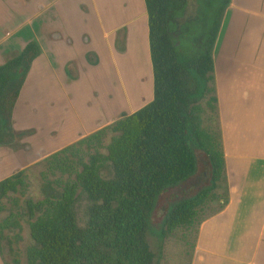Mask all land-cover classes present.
<instances>
[{
    "label": "trees",
    "instance_id": "obj_1",
    "mask_svg": "<svg viewBox=\"0 0 264 264\" xmlns=\"http://www.w3.org/2000/svg\"><path fill=\"white\" fill-rule=\"evenodd\" d=\"M195 1L189 12L188 0H144L153 72L150 102L45 157L41 199L26 197L20 203L14 196L26 194L24 169L0 180V213L9 209L0 220V255L2 242L13 241L6 230H21L20 218L26 217L33 240L26 264H153L148 235L164 194L206 177L193 193L164 208L160 237L193 225L215 200L219 208L212 214L225 206L227 189L217 192L225 160L212 52L231 0ZM39 54L32 40L0 65V144L15 136L12 110ZM208 111L215 125L208 123ZM81 195L88 201L83 226L75 214ZM12 260L20 264L17 257Z\"/></svg>",
    "mask_w": 264,
    "mask_h": 264
},
{
    "label": "crops",
    "instance_id": "obj_2",
    "mask_svg": "<svg viewBox=\"0 0 264 264\" xmlns=\"http://www.w3.org/2000/svg\"><path fill=\"white\" fill-rule=\"evenodd\" d=\"M28 1L27 34L17 22L0 29V65L40 47L12 110L15 136L0 144V180L134 111L92 82L100 44L122 80L134 64L140 78L150 71L144 0ZM212 55L228 201L199 223L190 264H264V0H231ZM85 79L92 100L80 96Z\"/></svg>",
    "mask_w": 264,
    "mask_h": 264
},
{
    "label": "rangeland",
    "instance_id": "obj_3",
    "mask_svg": "<svg viewBox=\"0 0 264 264\" xmlns=\"http://www.w3.org/2000/svg\"><path fill=\"white\" fill-rule=\"evenodd\" d=\"M189 1V12L192 11L195 7V0ZM18 2L21 8L13 7L11 4ZM28 0H0V29H2L3 25L11 24V26H15L17 22L20 24L19 32L16 35H24L27 34V30L29 27L26 25V20L28 16L26 15V10H22L25 4H28ZM100 3V2H98ZM17 6V5H16ZM13 7V11L18 13L17 15H7L9 9ZM25 22V23H23ZM23 23V24H22ZM90 34L96 37V31L93 29L91 25L88 26ZM5 34V33H4ZM99 50L103 52L101 61H100V70L98 75L91 77L92 82L98 83L99 89L101 93H107V91L115 92L117 96L116 102L121 103L124 108V112H131V110H137L146 103L150 102L153 99V72L151 63L149 65L150 71L147 73L146 79L140 78L138 75L135 64L131 68L129 74H126L124 71L122 80L118 72L113 67V59L109 58V55L106 53L105 48L100 44ZM148 53H149V45H148ZM143 56H140L142 60ZM143 67L145 64L143 63ZM27 76V74H26ZM87 80L83 81L84 90L81 91L80 96L85 100H92L89 98L91 94L87 91ZM136 108V109H135ZM80 109V107H78ZM133 112V111H132ZM207 115L211 116V125L216 124V119L213 117L210 111L207 112ZM52 138H57L58 133L57 129L50 133ZM110 136L106 139L109 141ZM45 169L44 159L36 161L34 164L25 168L26 172V180L28 183V188L25 195L15 194L14 196L19 197L20 203H23V200L26 197L33 198L34 200L41 199L43 197L42 192V176L41 173ZM102 176L108 177L109 172L106 169L102 170ZM203 176V177H202ZM198 180V181H197ZM206 177L201 175V178L194 179L193 183H188L185 188L183 187L180 190L175 192L164 194L161 198L160 204L158 205L156 211L154 212L152 223H151V232L148 235V243L150 245L151 250L154 253L153 264H190L191 254L193 250V245L196 238V233L198 229V225L201 219L208 217L211 215L215 209L219 208L218 201L211 202L204 209L200 210L198 213V217L196 221L190 227H179L176 228L172 233L160 237L158 232L161 230V218L162 213L164 212V208L173 200L177 198H181L185 194L193 193V190L205 183ZM217 192L220 194H224L225 192V182H221L220 186L217 188ZM7 202V206H9V201ZM88 206L87 199L81 195L75 202V214L77 218V222L80 226H83L86 222V209ZM9 212V209L0 213V220L4 218ZM20 223L22 226L21 230L13 229L6 230V233L13 238V241L8 244L7 241L2 242V252L0 255V264H13V257H17L19 259L20 264H26V250L29 245L33 243V240L30 236V230L28 225V219L26 217L20 218ZM16 233H19L20 238L16 241L14 236Z\"/></svg>",
    "mask_w": 264,
    "mask_h": 264
},
{
    "label": "flooded vegetation",
    "instance_id": "obj_4",
    "mask_svg": "<svg viewBox=\"0 0 264 264\" xmlns=\"http://www.w3.org/2000/svg\"><path fill=\"white\" fill-rule=\"evenodd\" d=\"M198 181V180H197Z\"/></svg>",
    "mask_w": 264,
    "mask_h": 264
}]
</instances>
